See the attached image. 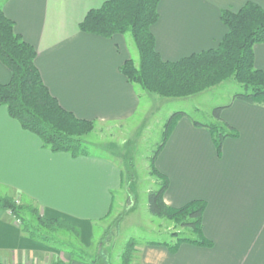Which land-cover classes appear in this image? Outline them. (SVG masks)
<instances>
[{
	"label": "crops",
	"instance_id": "crops-1",
	"mask_svg": "<svg viewBox=\"0 0 264 264\" xmlns=\"http://www.w3.org/2000/svg\"><path fill=\"white\" fill-rule=\"evenodd\" d=\"M248 2L264 8V0H159L152 33L161 59L176 62L216 48L227 33L221 11H237ZM102 3L0 0L15 33L35 49V65L51 96L94 125L133 120L142 96L119 73L130 59L126 36L107 40L78 29L86 13ZM253 55L255 68L264 71V44L254 46ZM10 77L0 63V85ZM221 119L238 136L224 140L220 156L209 132L183 118L154 161L168 180L167 206L205 203L202 232L212 247L182 244L172 253L167 245L175 242L173 237L147 242L137 246L134 264H264V107L232 100ZM124 169L90 152L73 158L43 148L0 106V198L33 206L45 219L67 222L78 231L79 252L92 250L95 226L109 216L115 195L123 190ZM59 233L61 246L34 240L0 209V264H81L75 253L64 250Z\"/></svg>",
	"mask_w": 264,
	"mask_h": 264
},
{
	"label": "trees",
	"instance_id": "trees-1",
	"mask_svg": "<svg viewBox=\"0 0 264 264\" xmlns=\"http://www.w3.org/2000/svg\"><path fill=\"white\" fill-rule=\"evenodd\" d=\"M158 4L159 0H103L99 8L86 13L78 29L81 33L107 40L130 36L138 62L132 59L124 61L119 73L129 84L148 94L166 99L186 98L233 79L245 90L234 95L233 101L264 107V71L255 68L253 55L254 46L264 44V8L248 2L237 11H221L220 21L227 33L216 48L167 62L157 52L152 33V27L158 20ZM35 60V49L15 33L13 22L0 9V63L11 74L9 82L0 85V106L7 108L9 116L23 130L37 136L43 148L53 153H66L73 158L88 156L89 151L81 137L93 130L94 123L77 119L59 105L43 83ZM227 107L214 109L212 114L216 123L209 125L191 120L184 112L173 113L166 120L161 142L150 158V174L158 179L159 188L148 192L149 213L173 221L193 235L192 238L177 236L174 243L167 245L172 253L182 244L212 247L202 232L205 203L193 201L177 209L167 206L163 196L168 180L155 169L154 161L183 118L209 132L220 156L224 140L238 136L221 119V113ZM132 169L131 164L125 173L130 182L134 180ZM0 209L9 212L19 222L22 231L34 240L44 242L51 233L77 230L61 219H45L33 206L19 204L11 198H0ZM76 235L78 239V231ZM134 252L135 242L130 240L121 254L122 264H133ZM103 256L99 253L92 261L86 258L81 264H104Z\"/></svg>",
	"mask_w": 264,
	"mask_h": 264
},
{
	"label": "rangeland",
	"instance_id": "rangeland-1",
	"mask_svg": "<svg viewBox=\"0 0 264 264\" xmlns=\"http://www.w3.org/2000/svg\"><path fill=\"white\" fill-rule=\"evenodd\" d=\"M130 59L138 62V54L130 36H126ZM141 107L133 120L116 124L94 125L93 130L81 137L92 155L109 157L117 162L124 172L129 166L134 180L125 184L121 193L113 199V209L109 216L95 226L93 248L90 251L77 249V230H67L63 234L65 251L75 253L77 262L89 261L103 254L104 264H122L121 254L126 244L133 240L135 248L147 242H170V238H190L192 233L173 221L152 216L147 207L149 191L158 190V179L150 174V158L160 144L163 126L169 116L184 112L189 118L203 125L216 123L213 110L228 106L236 94L245 92L244 87L233 79L218 86L180 99L160 98L141 90ZM17 221V220H16ZM43 232V230H42ZM43 234V233H42ZM60 234V233H59ZM57 233H51L44 241L51 246H61ZM42 242V241H41ZM43 242V243H44ZM99 252V253H98ZM84 253V254H83ZM135 253V252H134ZM86 254V256H84ZM134 254L132 256V263Z\"/></svg>",
	"mask_w": 264,
	"mask_h": 264
},
{
	"label": "built area",
	"instance_id": "built-area-1",
	"mask_svg": "<svg viewBox=\"0 0 264 264\" xmlns=\"http://www.w3.org/2000/svg\"><path fill=\"white\" fill-rule=\"evenodd\" d=\"M18 222V221H17ZM19 223V222H18Z\"/></svg>",
	"mask_w": 264,
	"mask_h": 264
}]
</instances>
